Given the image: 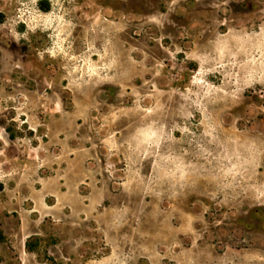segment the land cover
<instances>
[{
  "label": "rangeland",
  "instance_id": "obj_1",
  "mask_svg": "<svg viewBox=\"0 0 264 264\" xmlns=\"http://www.w3.org/2000/svg\"><path fill=\"white\" fill-rule=\"evenodd\" d=\"M0 264H264V0H0Z\"/></svg>",
  "mask_w": 264,
  "mask_h": 264
}]
</instances>
